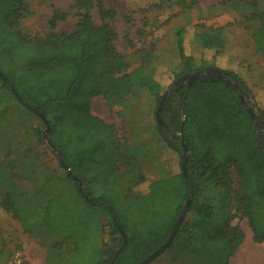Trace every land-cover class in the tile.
I'll return each instance as SVG.
<instances>
[{
    "label": "trees",
    "instance_id": "trees-1",
    "mask_svg": "<svg viewBox=\"0 0 264 264\" xmlns=\"http://www.w3.org/2000/svg\"><path fill=\"white\" fill-rule=\"evenodd\" d=\"M74 1L80 13L76 30L69 34L52 33L44 38L27 37L16 30V23L26 9L24 0L2 1L5 6L2 13L4 26L0 36L9 44L10 52L20 55L22 61L15 60L16 65L6 61L0 63V71L6 78L5 82L0 76V86L18 100L14 93L17 92L21 98L18 100L20 106L46 117L50 126L48 137L58 151L63 153L61 148L68 149L61 138L65 137L70 127L71 132L78 129L76 134L80 146L96 138L98 146L101 144L103 149L100 158L94 160L92 153L87 155L81 151L82 147L78 148V155L81 161L86 159L90 164L96 161L99 172L94 174L89 164L73 162L71 166L67 165L72 172L67 173V178H78L80 181L81 175L85 179L90 178L85 181V187H80L79 181L75 182L73 186L77 194L74 195L61 190V185L49 181L51 186L44 193L43 201L21 211H18L14 197L9 193V186L0 179V188L7 191L5 198L0 201V210L12 215L21 225L26 223L24 231L31 234L33 232L27 223L49 216L53 209H59L66 201L75 212L86 216L88 223L84 225L89 229L92 224L94 229L100 231L103 226L100 217L104 212L114 223L115 233H125L127 243H120L118 247L121 253L118 258L114 260L112 255L108 261L104 258L103 238L98 232L97 244L94 240L91 245V238H86L90 250L81 258L80 263L137 264L168 240L188 199L189 186L183 173L184 138L188 146L187 172L193 184V200L188 211L189 218L178 232L175 242H179L183 234L188 236V231H191L188 238L193 240V230L196 229L202 232L203 240L209 244L206 251L212 255V259H206V262L230 264L246 239L243 231L232 224L240 215L249 222L254 242L264 244V147L256 135L250 114L236 92L222 81H196L189 92L186 87L179 88L165 99L161 116L166 124L165 130L173 137L168 147L180 157L179 173L149 182L146 194L134 196L128 189V195L123 197L120 194L117 197L119 208L110 203V196L106 193L109 188L104 187L109 183L103 169H107L110 160H115V179L122 188H126L123 183L124 174L118 169L116 142L115 148L112 145L116 139L114 126L92 115V99L102 96L107 104H111L112 99L138 96L146 89L156 100L158 108L164 95L173 86V83L171 86L163 85L162 77L160 79L162 69L167 70L165 76L170 74L172 77L173 73L176 79L197 69L188 47V31L182 27L176 31L175 36L176 51L182 63L181 73H176L171 67L155 64L151 52H145L141 64L130 71L131 62L117 46L118 32L114 26L117 21L116 10L109 8L103 0ZM199 5L197 0H157L148 7L129 10L126 20L131 22L133 15L149 12L162 15L165 9H172L173 6L189 8ZM94 8L98 9L101 25L94 22ZM252 17L261 23L255 38L258 46L264 47V12L259 11ZM66 18L65 13L55 11L50 21L51 29L55 30L59 22ZM143 22L146 25L148 19L145 17ZM193 38L201 42L204 48L214 50L216 55L221 54L225 46L224 40L214 34L195 31ZM12 39L14 47L10 43ZM153 49L151 45V51ZM214 68L233 80L234 77L238 79L233 73L215 64ZM20 69L24 74L18 77L15 72ZM244 88L247 93H251L245 85ZM255 105L264 128V108L258 102ZM83 127L88 131L81 134L80 128ZM38 135L42 138L41 131ZM234 174L238 177L239 188L235 187ZM97 176V179H104L103 186H93ZM142 182L148 181L142 178ZM205 187L216 191L220 200L211 201L209 194L212 193L204 192ZM231 206H234L235 213L230 211ZM37 207L43 210L38 211ZM49 208L50 211L47 210ZM219 217L224 218L222 226L221 223L218 225ZM130 218L136 232L133 236H130L127 225ZM142 225L145 229L140 230L139 226ZM55 250L48 251V262L51 252V258H54ZM10 255L8 253L6 261L0 258V264H5ZM70 257H74L71 258L72 262L77 258L75 253H71ZM59 261L58 264H69L68 258Z\"/></svg>",
    "mask_w": 264,
    "mask_h": 264
},
{
    "label": "rangeland",
    "instance_id": "rangeland-1",
    "mask_svg": "<svg viewBox=\"0 0 264 264\" xmlns=\"http://www.w3.org/2000/svg\"><path fill=\"white\" fill-rule=\"evenodd\" d=\"M2 1L0 0V34L4 26L2 13L5 6ZM103 1L117 12V21L114 23L118 32L117 46L131 62L130 71L141 64V57L145 52H151L155 64L171 67L176 73H181L182 63L176 51L175 36L179 28L185 27L190 39L189 51L195 59L194 65L197 69L195 72L213 68L214 64L228 70L238 77V79L234 77L235 82L246 93L249 105L253 106L257 113L255 102L264 108V47L258 46L255 38L261 23L252 17L259 11L264 12V0H197L199 6L189 8L173 6L172 9H165L162 15L156 12L133 15L131 22L126 20L129 10L148 7L157 0ZM24 3L26 9L16 23V30L23 35L44 38L52 33L69 34L76 30L80 13L75 7L74 0H24ZM55 11L65 13L67 18L59 22L57 28L53 30L50 21ZM92 16L95 24L101 25L97 8L92 10ZM145 17L148 19L146 25L143 22ZM165 21L168 22L165 24ZM195 31L221 37L225 42L221 54L216 55L214 50H208L201 42L195 41L193 38ZM3 40L0 36V63L6 61L8 64L16 65L15 60H21V56L10 52L9 44ZM10 43L14 47V39L10 40ZM151 45L154 46L152 51ZM166 71L162 69L163 75L160 76L164 86L169 84L171 86L172 83L174 86L182 77L176 79L173 73L172 77L170 74L165 76ZM15 74L21 77L24 73L20 69ZM93 81L95 82L96 78ZM243 83L250 90V94ZM187 85L188 81L178 84L179 88ZM18 100L0 86V179L9 186V193L14 197L18 211H21L33 208L43 201L44 193L51 186L49 181L61 185L60 189L66 193L77 194L73 186L75 182L79 181L80 187L83 188L85 181L90 179H85L84 175H81V181L78 178L76 180L67 178V173H72L68 166L81 161L78 148L82 147L81 151L87 155L92 153L94 160L101 157L103 149L101 144L98 146L96 138L80 146L76 134L78 129L71 132L70 127L65 137L61 138L68 149L61 148L63 153L58 151L48 137L50 130L47 131L44 120L35 112L20 106ZM156 103L146 89L138 96L128 95L123 99H112L111 104H107L102 96L92 99V115L114 126L113 133L116 139L112 145L114 146L116 142V161L118 169L124 174L123 183L126 188L119 187V183H116L115 160H110L107 169H103L109 184L104 185V179L102 177L97 179V176L93 186L100 187L102 184L109 188L106 193L110 196V203L118 208L120 203L117 197L120 194L123 197L125 194L128 195V189L134 196L146 194L149 182L171 177L180 171V157L168 147L173 142V137L166 130L160 132L158 128L155 117ZM80 129L81 134L88 131L85 127ZM39 131L42 132V138L38 135ZM51 140L54 142L52 137ZM81 162L92 166L94 174L99 172L96 161L94 164H90L86 159ZM142 178L148 182L140 183ZM233 178L235 187L239 188L238 177L234 174ZM209 191L210 187L204 188V192ZM210 193L211 201L220 200L216 191ZM6 194L7 191L0 188V201ZM62 207L53 209L49 216L43 219L27 223L33 234L24 231L23 226L26 228V223L21 225L12 215L0 210L2 252L0 258L6 261L8 253L11 254L5 264H47V253L50 249L56 250L53 259L52 252L50 253L48 264H58L59 260L65 261L66 258L70 264L73 260L71 258H74L70 257L71 253L77 256L72 264H82L81 258L90 250L86 238H91V245L94 240L97 244L98 232L103 238L102 252L105 259L110 261L111 256L115 257L121 250L118 245L124 243L123 234L115 233L114 223L106 213L101 214L103 226L97 231L92 224L90 229L84 225L88 223L86 216L75 212L68 201ZM37 208L38 211L43 210L41 207ZM230 209L235 213L234 206ZM47 210L50 211L51 208ZM188 218L189 215L186 220ZM223 219L219 217L218 225L221 223L222 226ZM131 221L130 218L127 225L130 236H133L136 232L131 226ZM232 224L243 231L246 239L230 264H264V244L254 242L247 219L238 215ZM189 226L191 227V224ZM139 229L145 227L142 225ZM193 231L195 233L193 240L188 238L191 232L188 231V236L183 234L175 246L174 241L175 243L151 264H212L206 262L212 259V255L206 251L209 244L203 240L201 231L196 229ZM77 242L79 243L76 246Z\"/></svg>",
    "mask_w": 264,
    "mask_h": 264
},
{
    "label": "water",
    "instance_id": "water-1",
    "mask_svg": "<svg viewBox=\"0 0 264 264\" xmlns=\"http://www.w3.org/2000/svg\"><path fill=\"white\" fill-rule=\"evenodd\" d=\"M0 76L3 78V80L6 82V78L3 75V73L0 71ZM222 81L224 82L226 85H228L229 87H231L237 94V97L239 98V100L242 102L244 108L246 109V111L250 114L253 123H254V127H255V131H256V135L260 141V143L263 145L264 142V128H263V124L261 122V119L259 117V114L255 111L254 107L250 106L248 101H247V96L246 93L241 89V87L235 82V80L231 79L230 77H228L226 74H224L223 72L217 70L216 68H209L205 71H198V72H193L191 74L188 75H184L181 78H179L178 82L171 87V89L164 95L161 103L159 104L156 113H155V117H156V122L158 125V128L160 130V132L164 129L165 130V122L161 116V111L162 108L164 106V102L165 99L175 90L179 89V82H183V81H188V85L186 86V90L187 92L190 91L191 86L196 82V81ZM12 90L14 91V89L12 88ZM15 95L17 96V98L19 100H21L19 94L17 92H14ZM37 115L44 120L45 124L47 125V131L50 130V126H49V122L47 121L46 117L37 112ZM167 131V130H166ZM182 147H183V173H184V177L186 179V182L189 186V196L188 199L186 201L185 207L183 209V211L181 212L180 216L178 217L177 222L174 225V228L172 230V233L170 235V237L168 238V240L161 246L159 247L156 251H154L150 256H148L147 258H145L144 260L138 262L137 264H151L157 257H159L162 253H164L175 241V238L179 232V230L181 229L182 225L184 224V222L186 221V217L188 215V211L189 208L191 206L192 200H193V184L192 181L188 175L187 172V157H188V146L185 144V140L184 138L182 139ZM123 237H124V244L127 243V237L125 235V233L122 231ZM121 250H119L115 257L114 260L117 259L118 255L120 254ZM112 264H114V262H112Z\"/></svg>",
    "mask_w": 264,
    "mask_h": 264
},
{
    "label": "crops",
    "instance_id": "crops-1",
    "mask_svg": "<svg viewBox=\"0 0 264 264\" xmlns=\"http://www.w3.org/2000/svg\"><path fill=\"white\" fill-rule=\"evenodd\" d=\"M103 120V119H102Z\"/></svg>",
    "mask_w": 264,
    "mask_h": 264
}]
</instances>
